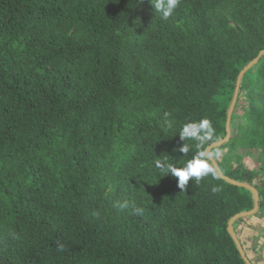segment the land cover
Returning <instances> with one entry per match:
<instances>
[{"label":"trees","instance_id":"1","mask_svg":"<svg viewBox=\"0 0 264 264\" xmlns=\"http://www.w3.org/2000/svg\"><path fill=\"white\" fill-rule=\"evenodd\" d=\"M263 50L264 0H179L166 20L149 0H0V264H248L228 224L254 192L212 160L182 189L154 161L197 152L185 123L211 121L202 150L226 137ZM220 147L263 213L264 53Z\"/></svg>","mask_w":264,"mask_h":264},{"label":"clouds","instance_id":"2","mask_svg":"<svg viewBox=\"0 0 264 264\" xmlns=\"http://www.w3.org/2000/svg\"><path fill=\"white\" fill-rule=\"evenodd\" d=\"M149 2L156 9L157 13L160 14L161 18L165 20L173 14L179 4V0H149ZM169 115L167 112L164 113L165 119ZM179 135L182 140L195 141L197 152L182 167H176L173 163H169L166 160L157 159L154 161L155 168L163 172V175L171 173V175L177 177L178 185L182 189L190 179H195L199 182L202 177L208 176L209 174L215 178L217 173L213 164L210 163L211 157L206 150H202L203 146L212 140L214 136V128L212 127L211 121L207 118H202L199 121L185 123L180 128ZM179 150L183 153H188L191 150V146L185 143ZM117 207L125 209L128 207V203L126 201L118 203ZM139 211L137 209V212Z\"/></svg>","mask_w":264,"mask_h":264},{"label":"rangeland","instance_id":"3","mask_svg":"<svg viewBox=\"0 0 264 264\" xmlns=\"http://www.w3.org/2000/svg\"><path fill=\"white\" fill-rule=\"evenodd\" d=\"M244 99L245 92L241 95V104L244 102ZM225 152H227V149L221 148L220 146L215 149V153L219 159L223 158ZM243 163L251 169H260V162H256L255 153H248L244 156ZM229 164L236 166L238 165V162L234 159ZM263 179L264 175L259 174L255 180V184H260ZM240 218V221L236 223L235 230L241 241L244 243L245 250L247 251L249 258L251 257L250 260L256 264H263L262 253L264 247L262 246V243L264 242V212Z\"/></svg>","mask_w":264,"mask_h":264},{"label":"water","instance_id":"4","mask_svg":"<svg viewBox=\"0 0 264 264\" xmlns=\"http://www.w3.org/2000/svg\"><path fill=\"white\" fill-rule=\"evenodd\" d=\"M264 53V50L260 52V54L253 60L251 61L239 74V77H238V81H237V85H236V89H235V93H234V97H233V100L231 102V105H230V108H229V111H228V119H227V135L224 139L220 140V141H217V142H214L212 143L211 145H209L206 149V151L209 153L210 157H211V160L213 161V164L215 165L219 175L227 180L228 182L230 183H233V184H236V185H239V186H246L248 187L249 189H251L253 192H254V195H255V204H254V208L249 210V211H243V212H240V213H237L235 216H233L230 221H229V224H228V230L231 234V236L233 237V239L235 240V242L237 243V246L243 256V258L245 259V261L248 263V264H253V262L249 259V257L246 255V251L242 245V242L240 241V238L238 237L237 235V232L235 230V221L238 220V218L240 217H244V216H248V215H253V214H256L258 212V209H259V204H260V195H259V191L258 189L254 186V185H250V184H247V183H244V182H239V181H236L234 179H232L231 177L225 175L220 166L217 164L216 160L214 159V157L212 156L211 154V150L215 147H218V146H221L224 142L228 141L230 139V136H231V116H232V113L234 111V108H235V105L237 103V100H238V96H239V92H240V87H241V82H242V78L245 74V72L254 66V64H256V62L261 58L262 54ZM263 256H264V249H263Z\"/></svg>","mask_w":264,"mask_h":264}]
</instances>
